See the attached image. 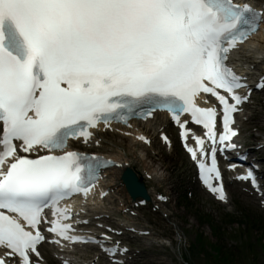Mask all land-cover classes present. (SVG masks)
Listing matches in <instances>:
<instances>
[{
  "label": "snow or ice",
  "instance_id": "snow-or-ice-1",
  "mask_svg": "<svg viewBox=\"0 0 264 264\" xmlns=\"http://www.w3.org/2000/svg\"><path fill=\"white\" fill-rule=\"evenodd\" d=\"M260 22L233 0H0V248L32 264L45 240V208L57 217L51 233L87 242L69 236L68 210L58 205L87 194L107 165L66 150L70 139L88 142L101 123L166 111L187 140V113L215 145L218 112L196 103L205 93L222 106L219 143L235 147L234 114L247 97L237 94L242 78L226 61ZM195 143L207 157L204 140ZM40 150L49 154H19ZM210 155V165L199 164L201 179L224 200L212 183L220 180L215 147Z\"/></svg>",
  "mask_w": 264,
  "mask_h": 264
},
{
  "label": "rangeland",
  "instance_id": "rangeland-1",
  "mask_svg": "<svg viewBox=\"0 0 264 264\" xmlns=\"http://www.w3.org/2000/svg\"><path fill=\"white\" fill-rule=\"evenodd\" d=\"M261 120L260 123L263 124L264 128V118ZM121 141L125 144L128 143L127 140L121 139ZM149 157L151 160L148 162L153 161L155 166H160L158 173L163 177H168V172L171 171H174L175 176L178 175L175 166L165 161L163 157L162 160H156L150 154ZM170 187L169 184L167 189L172 191L176 197L175 204L170 208L174 224H162L159 228L162 238L154 240L155 245L152 250L156 254L149 259L151 264H219V260H221L218 258L219 256L211 257L209 254V251L212 250L210 246L214 244L215 246L223 245L227 252H233L232 256H228L231 264H253L251 259L256 254L255 252H258L260 257L262 251L258 239L260 237L264 239V231L255 229L249 240L244 241L240 235L241 227L237 222L234 223L233 218L231 222H225L222 216L224 212L221 208L215 207L212 202H208L202 197L195 205L184 206L180 194ZM237 196L236 203L239 206V211H242L249 218L256 217L264 223V214L254 207L248 198L242 194H237ZM243 217L244 215L240 218ZM210 218H213L215 222L218 221L219 226L225 228L221 243L216 242L213 229L210 228L214 226L212 222H209ZM223 221L225 223L222 224ZM201 241L203 244L200 246ZM251 245L256 250L253 252L246 251L245 248ZM261 262L258 260L254 264H261Z\"/></svg>",
  "mask_w": 264,
  "mask_h": 264
},
{
  "label": "bare ground",
  "instance_id": "bare-ground-1",
  "mask_svg": "<svg viewBox=\"0 0 264 264\" xmlns=\"http://www.w3.org/2000/svg\"><path fill=\"white\" fill-rule=\"evenodd\" d=\"M256 47L258 48V50L261 52L260 54H262L264 57V34L261 36V41L256 44ZM249 52L251 54H254V50L251 48L249 50ZM147 127V126H146ZM105 135H112V134H105ZM112 141H114L115 144V151L113 153H109L110 156H113L115 158H117L118 160L121 161H130L131 159V155H133L134 157L140 158L142 163L145 165V168H147L153 175H154V180L149 182L152 184V187L148 188L149 190L151 188L154 189H158L160 187V183L157 182V174H155L156 172H158V168L160 166H155L156 164L152 161L148 162L147 159H149V154L147 153V148L144 147L141 144H135L132 143V140L128 139V144L126 145L125 143H123L122 141H117L115 140L112 136H111ZM154 148L151 147L150 150H153ZM121 150L123 152H121ZM155 159V158H154ZM110 180L113 181L114 179H117L119 181H121V175H122V171L120 170H115L113 172L110 173ZM147 183V182H146ZM109 203H112V201H110ZM153 244L150 243V246H152Z\"/></svg>",
  "mask_w": 264,
  "mask_h": 264
}]
</instances>
